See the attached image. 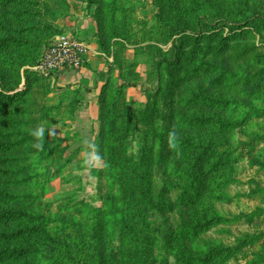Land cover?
I'll use <instances>...</instances> for the list:
<instances>
[{"label":"rangeland","instance_id":"374dc122","mask_svg":"<svg viewBox=\"0 0 264 264\" xmlns=\"http://www.w3.org/2000/svg\"><path fill=\"white\" fill-rule=\"evenodd\" d=\"M261 19L264 0H0V191L24 198L0 200L24 216L0 252H42L0 264H264ZM61 35L108 61L100 95L35 71Z\"/></svg>","mask_w":264,"mask_h":264},{"label":"trees","instance_id":"16d2710c","mask_svg":"<svg viewBox=\"0 0 264 264\" xmlns=\"http://www.w3.org/2000/svg\"><path fill=\"white\" fill-rule=\"evenodd\" d=\"M262 21H264V19H261ZM200 31V28H199ZM13 41L11 40H0V46H3L5 43L8 44H12ZM11 99V98H10ZM80 101L79 99H76V102ZM210 103H216L219 105L225 104L227 105L228 102H224V101H217V100H210ZM77 111V110H76ZM198 124L201 126H207V125H211L214 127H217L219 130L222 131H226L229 130V128H232L234 126H237L238 123H233V122H228V121H222L220 119H215V118H201L197 120ZM187 144V143H185ZM219 144H216L214 141H211L209 145L207 146H201V145H196L194 143H188L187 144V148L195 151V150H204L203 153H207L208 151H210V148H213L215 151L218 150L219 148ZM7 150V149H6ZM217 167V166H216ZM215 167V168H216ZM23 197L20 196H15V195H11L10 193H7L5 191H0V200L6 201L8 203L12 202V201H21L23 200ZM213 221L214 222H222L224 220L227 221L226 218L220 216L219 214L215 213L213 214ZM16 219V220H20L22 218H24V216L20 213V212H6L4 214H2L0 216V222L3 220H9V219ZM25 218L29 219V222L34 223L33 225H36L37 229L34 230L35 234H36V238L40 240V242L42 244H49V246H51L53 248L52 243L54 242V239L52 237V233L50 231H48V226L50 225V221H43L40 222L38 220V218H33L30 217L28 218L27 216H25ZM206 226V224L204 225H200L198 224L197 227L191 229L189 232L186 230H182V233H184V236L189 237V238H196V236L199 234V229L204 228ZM33 231V230H32ZM7 235H4V237H6ZM10 238L14 237V235H10ZM231 249H226L223 247L217 248L213 253H215L216 255L224 253L226 251H230ZM233 250V249H232ZM53 251H57L56 249H54ZM42 254V252L39 249H27V250H18V249H14V250H4L3 252H0V261L5 257V258H21L27 254ZM205 261V260H204ZM53 264H57L56 261H53Z\"/></svg>","mask_w":264,"mask_h":264},{"label":"built area","instance_id":"2783aa9c","mask_svg":"<svg viewBox=\"0 0 264 264\" xmlns=\"http://www.w3.org/2000/svg\"><path fill=\"white\" fill-rule=\"evenodd\" d=\"M90 54L91 49L85 41L61 35L43 54L35 71L47 77L80 73L86 69Z\"/></svg>","mask_w":264,"mask_h":264},{"label":"crops","instance_id":"0c3cea01","mask_svg":"<svg viewBox=\"0 0 264 264\" xmlns=\"http://www.w3.org/2000/svg\"><path fill=\"white\" fill-rule=\"evenodd\" d=\"M82 35H89L86 32ZM108 61L101 58L96 54H92L89 58V64L86 69L80 73L70 72L69 74L64 76V80H62V84H68L69 89L74 93L75 91L80 90H91L93 93V98L96 97L102 91V87L109 81L108 80ZM100 95V94H99ZM89 100H86L81 109L79 110L81 113L87 112L93 113L91 111L94 106L87 105ZM99 110V109H98ZM77 113H80V112ZM94 114V113H93Z\"/></svg>","mask_w":264,"mask_h":264}]
</instances>
